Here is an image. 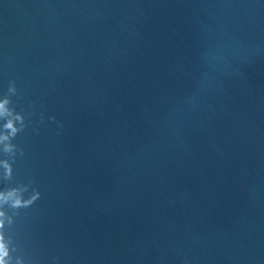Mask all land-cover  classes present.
<instances>
[{
  "label": "water",
  "instance_id": "water-1",
  "mask_svg": "<svg viewBox=\"0 0 264 264\" xmlns=\"http://www.w3.org/2000/svg\"><path fill=\"white\" fill-rule=\"evenodd\" d=\"M0 99L7 264H264V0H0Z\"/></svg>",
  "mask_w": 264,
  "mask_h": 264
},
{
  "label": "clouds",
  "instance_id": "clouds-1",
  "mask_svg": "<svg viewBox=\"0 0 264 264\" xmlns=\"http://www.w3.org/2000/svg\"><path fill=\"white\" fill-rule=\"evenodd\" d=\"M9 103L10 101L8 99H0V118H4L8 116L9 113ZM17 120L20 119L19 116L16 117ZM5 130H10L11 134L14 136L17 132V129L14 127V124L12 121H8L4 125ZM9 141L8 135H0V146H3V150L5 152H12V147L7 143ZM2 167L6 170L5 171V178H8L11 176V166L7 162L2 163ZM14 193H0V208L4 204H8L11 202L12 207H20L21 203L19 199H14ZM5 224V213L3 211H0V229L4 227ZM8 255L6 246L3 242V236L0 234V264H7V260L5 257Z\"/></svg>",
  "mask_w": 264,
  "mask_h": 264
}]
</instances>
